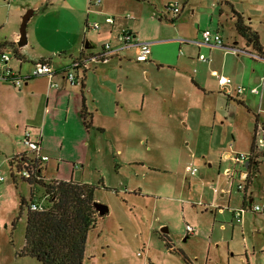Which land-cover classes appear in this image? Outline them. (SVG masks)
<instances>
[{
    "label": "rangeland",
    "instance_id": "374dc122",
    "mask_svg": "<svg viewBox=\"0 0 264 264\" xmlns=\"http://www.w3.org/2000/svg\"><path fill=\"white\" fill-rule=\"evenodd\" d=\"M29 1L33 6L22 8ZM83 3L0 0V57L9 54L10 66L22 58L16 51L38 52L41 45L61 50L75 40L78 48L88 40L99 52L107 42L115 43L123 27L151 44L149 60L139 62L134 49L124 50L98 64V75L88 76L89 105L104 131L93 129L90 159L76 169L64 168L63 175L74 173L95 185V200L109 212L89 232L84 264H186V259L190 264H264V214L247 211L243 226L232 221L231 208L243 204L246 192L238 186L249 183L240 178L247 168L223 157V152H250L256 115L264 124V64L255 57L264 53L247 46L235 26L238 11L259 33L264 49V0H102L92 12L106 11L116 23L108 25L105 15L94 14L88 23L100 22L99 30H86ZM169 3L179 4L178 15L166 10ZM29 9L35 10L27 24L29 42L19 47ZM205 29L218 31L238 51L179 41H200ZM198 54L212 60L204 62ZM214 70L246 87L244 94L253 87L261 94L248 104L230 96ZM201 76L207 79L205 88ZM5 105L0 97V175L6 178L0 184V264H40L21 251L29 204L34 200L48 207V199L42 186L13 177L9 158L21 129ZM18 148L26 149L22 143ZM258 150L259 170L248 190L254 203H264V148ZM189 165L198 168L195 175L187 171ZM54 166L45 170L46 179L58 175ZM226 167L238 172L233 180ZM222 189L228 192L222 195ZM23 198L28 203L21 208ZM187 224L199 233L188 235Z\"/></svg>",
    "mask_w": 264,
    "mask_h": 264
},
{
    "label": "crops",
    "instance_id": "0c3cea01",
    "mask_svg": "<svg viewBox=\"0 0 264 264\" xmlns=\"http://www.w3.org/2000/svg\"><path fill=\"white\" fill-rule=\"evenodd\" d=\"M89 2L90 0H84V3L82 4L80 11L81 14L83 15L82 20L85 23V26L88 23L90 17L94 14L98 16L105 15V18L107 15H110L106 11L103 12V10H96L95 12H92L93 10L90 11ZM30 6H33V1H29V3L23 4L22 8L26 9ZM16 10L19 12L21 11L19 7H17ZM166 10H169L167 9V6H166ZM34 14H35V10L33 15ZM115 23L110 24L106 22V24L111 26L114 25ZM123 28H121V30L118 32L115 42ZM108 30L110 33L113 32L112 28H109ZM16 36L17 39H19V35L16 34ZM35 42L36 41H34V43ZM36 43L38 45L40 44L38 41ZM78 44H79L78 41L75 40L73 45L69 46L68 48L61 49L64 51L49 49L48 47H44L41 44L40 45L42 48L38 52L35 51L22 52L21 50H19L18 51L19 55L22 58H19L20 59L19 62L10 65V67L14 71H17L24 76V75H29L31 73L32 68L38 61L46 60L52 65L54 69L60 70L72 65V63L80 56H84V55L88 56L103 51V47L102 50L99 52L91 50L93 46L88 40L87 41L83 40L79 48H78ZM35 47L37 48L36 44L34 45V48ZM210 48L213 49V47ZM129 49H134V48H129ZM67 52H69L68 56L67 54H65ZM262 60L263 61L261 62L262 64H264V59ZM98 64H104V62H98V63L90 62L89 65L87 64L88 66L84 65L82 68H79L77 70V75L79 76L81 83L75 85L68 82V80L63 74H58L55 77V79L60 84L59 87H51L49 78L46 76L30 78L28 79V81H25L23 85L20 87L15 86L10 81L3 80L0 78V97L4 99V102L6 99V103H7V106L5 105L6 109L9 112L15 113L16 116L15 126L21 129L19 131V135L17 136V139L19 140H17L15 143L14 153L10 155L9 159H11L16 154L27 153L28 151L27 148L19 149L18 145H21L22 143V137L25 130L30 129L33 133V136L41 141L43 147V153L50 156V159L44 162V166H45L43 172L44 175H45V170H48L50 163L53 162L55 165L54 168H56L58 171V175L53 177L54 179L69 180L72 178L76 181H79L78 179L74 178V173H72L71 176L63 175L64 174L63 170L64 168L73 169V167H75L76 169L79 163H83V165H85L84 163H86L90 159L91 152H93L95 148L93 142V137H94L92 132L94 131L93 129L104 131V129L102 127H99L100 125L96 123L95 121L96 113L93 112L94 110H92L88 101L90 96L89 93L91 91L89 85L90 78L88 83V76L90 72H93L94 75H96L97 72L101 71L99 69ZM201 80H204L203 86L205 88L207 84V79L204 76H201ZM196 82H198V84H201L199 83L200 81H198V79ZM251 82H253V79H251ZM220 87L223 88L221 85ZM223 90L230 96L240 98L243 102H246L247 104L253 100L254 95L261 94V92L253 93L250 91V93L248 94L242 93L244 95L241 96V94H238L236 92V85H234V83L231 84L229 87H227V90L224 88ZM85 104L87 111L93 114L94 127L91 129H88L85 126L84 119L82 116V110ZM262 110L263 109L260 108L259 111ZM254 122H255L254 136H256L257 138L259 134V130L261 129L264 138V124L259 123V118H258V122L256 118ZM244 153L249 154L251 157V153H252L251 151ZM227 155H229V152H223V157L225 158V160L230 159V158H226ZM254 160L259 161L256 158ZM232 162L234 165L240 164L235 161ZM248 163L250 165V161L245 163V167L247 169H244L243 171L249 173V177L247 181L249 183L245 186L244 190L246 192H244L245 197L243 200V204L241 206L243 205L250 206L251 204L254 203V198L252 197L253 195L249 193L248 185L257 176V172L259 168L258 170L253 169L251 170V172H249L248 171L249 165L247 166ZM241 165L244 167L243 164ZM227 170H230V172H227ZM225 172L229 176L230 180H233L234 175L238 173L236 172V170L233 169V167H226ZM240 178L243 179L242 175L240 176ZM222 192L223 195L228 191L226 189H222ZM0 194L2 197L1 190H0ZM231 212H232V208H231ZM232 216H233V212H232Z\"/></svg>",
    "mask_w": 264,
    "mask_h": 264
},
{
    "label": "trees",
    "instance_id": "16d2710c",
    "mask_svg": "<svg viewBox=\"0 0 264 264\" xmlns=\"http://www.w3.org/2000/svg\"><path fill=\"white\" fill-rule=\"evenodd\" d=\"M236 12V29L245 39L248 46H252L260 53L264 52L259 33L246 24L242 13ZM174 21V20H173ZM18 55V51H16ZM82 116L88 129L94 127L93 114L83 106ZM258 122V115H256ZM257 125V124H256ZM251 157L248 171L259 168V150L257 138L254 136L251 144ZM27 153L16 154L10 159L14 179L22 176L30 182L32 187L38 185L45 190L48 207L33 209L32 201L26 219L25 246L21 255L31 256L40 264H84L88 235L95 228L101 216L95 207L96 186L74 179H46L44 176V162L40 158L29 160ZM32 162L26 165V162ZM24 169L31 171L30 177H24ZM17 182V181H16ZM28 201L23 198L21 208ZM22 212L20 211V215ZM166 236V233H162ZM186 264L190 262L186 259Z\"/></svg>",
    "mask_w": 264,
    "mask_h": 264
},
{
    "label": "built area",
    "instance_id": "2783aa9c",
    "mask_svg": "<svg viewBox=\"0 0 264 264\" xmlns=\"http://www.w3.org/2000/svg\"><path fill=\"white\" fill-rule=\"evenodd\" d=\"M102 3V0H90L89 7L90 11L93 10V6L100 5ZM167 9L171 10L174 15H178L181 11L178 3H169L167 5ZM126 19H132V16H125ZM107 23L113 24L115 23V17L112 15H107L105 18ZM88 29H94L99 30L101 29V23L100 22H94L93 24L87 23L86 24V30ZM202 39L200 41H189L180 39L181 43H192L194 45L202 46H210V47H222V48H229L232 49L234 52H237V49H233L231 47H228L224 40L222 35L219 32H214L210 29H205L202 31ZM134 48L135 49V57L136 60L139 62L147 61L150 58V55L152 53L151 50V44L149 42H143L139 41V39L136 36V33L128 27H125L122 29L121 33L119 34L117 40L115 43L107 42L104 44L103 51L97 54L92 55H84L77 58L72 65H70L67 68L64 69H54L52 65L46 61H38L34 67L32 68V71L29 75H22L21 73L14 71L8 64L11 61V57L9 54H6L2 52L1 55V61L3 63L2 69L0 70V78L3 80H7L12 82L15 86L20 87L23 85L25 81H28V79L33 77H43L46 76L49 78L50 86L51 87H59V82L55 79V77L58 74H63L68 82L71 84H79L81 83V80L79 76L77 75V70L79 68H82L84 65H89L90 62H105L108 61L112 56L118 55L119 53L123 52L126 49ZM259 58V56H255ZM198 58L205 62H210L212 60L211 57H207L204 54H198ZM264 59V57H260ZM87 65V66H88ZM214 74H217L218 80L220 85L227 90V87H229L231 84H233V79L223 75L218 74L217 71L214 70ZM247 90L246 87L238 85L236 86V92L238 94H242ZM253 93H260V90L257 87H253L250 89ZM22 143L27 148V154L30 156L29 160H34L35 158H40L43 162H46L50 159V156L43 153V147L41 144V141L36 139L33 136V133L30 129H26L23 137H22ZM260 145L264 148V138L260 139L259 142H257V148L260 147ZM226 158H230L232 161H235L240 164H245L250 160V155L244 152H234L233 154L229 152V155L226 156ZM26 165L32 164V162L28 161L25 163ZM187 171L190 172L192 175H195L198 172V168L195 166H187ZM227 172H230V170H227ZM24 177H30L31 171L29 169H24L23 174ZM242 175L243 181H248L249 173L240 171V176ZM6 178L3 175H0V184H2ZM239 189H245L244 184L239 185ZM0 201H1V194H0ZM201 205V203H200ZM33 209H44L45 207L40 203H32ZM253 211L255 213H261L264 214V203H253L250 206L249 205H243L240 207L232 208L233 212V222L234 224H238L243 226L245 222V215L247 211ZM186 232L189 235H197L199 233V230L191 226L190 224L186 225Z\"/></svg>",
    "mask_w": 264,
    "mask_h": 264
},
{
    "label": "water",
    "instance_id": "95a60500",
    "mask_svg": "<svg viewBox=\"0 0 264 264\" xmlns=\"http://www.w3.org/2000/svg\"><path fill=\"white\" fill-rule=\"evenodd\" d=\"M34 13L33 9H29L28 12L23 16V22L21 24V28H20V39L18 41V46L22 47L25 46L28 43V36H27V24L30 20V18L32 17ZM249 165V163L247 164V166ZM95 207L97 208V210L99 211V214L101 216L106 215L109 212V207L102 203V202H95ZM168 232V228L167 227H163L162 228V233H167Z\"/></svg>",
    "mask_w": 264,
    "mask_h": 264
}]
</instances>
